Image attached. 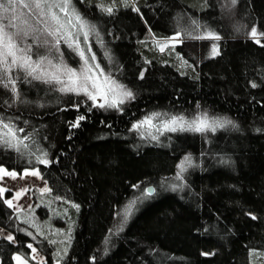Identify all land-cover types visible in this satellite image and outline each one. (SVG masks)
Returning a JSON list of instances; mask_svg holds the SVG:
<instances>
[{
	"label": "trees",
	"instance_id": "1",
	"mask_svg": "<svg viewBox=\"0 0 264 264\" xmlns=\"http://www.w3.org/2000/svg\"><path fill=\"white\" fill-rule=\"evenodd\" d=\"M71 4L93 30L102 67L132 98L100 107L19 68L4 77L5 83L15 79L16 94L0 84V118L28 137L23 155L0 144V166L39 168L48 195L80 206L77 231L60 264H264V0ZM253 27L256 36L250 35ZM206 32L220 39L193 38ZM177 33L181 40L172 53L156 46L157 39ZM31 55L79 62L65 42L51 50L33 44ZM154 114L188 120L203 114L232 123L214 132L165 131L153 139L133 126ZM185 157L191 162L177 178ZM149 186L155 192L143 195ZM40 200L34 195L36 205ZM132 200L136 204L123 220ZM5 201L0 192V227L15 240L0 238V264H15L17 253L34 263L30 243L44 264H54L53 242L27 233Z\"/></svg>",
	"mask_w": 264,
	"mask_h": 264
},
{
	"label": "snow or ice",
	"instance_id": "2",
	"mask_svg": "<svg viewBox=\"0 0 264 264\" xmlns=\"http://www.w3.org/2000/svg\"><path fill=\"white\" fill-rule=\"evenodd\" d=\"M237 0H231V3L235 5ZM17 7H22L28 9L31 13V19L35 21V25L29 23L28 18H22L21 15L17 14ZM71 8V0H0V84H3L5 88H9L11 85V91L16 94L15 88V79L8 77L7 83L4 82V77L8 76L12 67H17L23 70L26 73V77L30 76L33 79H44L46 83H51L55 81L56 83L64 84L61 91H70V92H83L93 101L96 100V94L89 90V83L91 82L92 89H96L97 94H99L100 89L97 85L96 78L92 72V65L89 63V57L86 56V50L80 47L79 37L74 35L70 29L66 33H62L61 30L67 26H72L83 30L86 27V22H84L75 9L72 8L71 13L69 9ZM104 11L111 14L112 8H105ZM12 13L11 15H6ZM60 13H63L65 20L62 21ZM74 18V20H73ZM51 23L54 27L49 28L48 25ZM195 24L196 22L193 21ZM39 25H44V27H39ZM257 30L255 27L251 29L250 35L256 36ZM177 33V37H179ZM71 37V42L68 41V37ZM84 40L87 41V32H83ZM32 37L33 43L26 44V40ZM51 37L52 39H48ZM194 39H212L219 40V35L213 32H206L203 35H195ZM175 39V38H174ZM64 40L68 44V47L73 48V50L78 52V55L84 61L86 70L82 73H78L76 69L67 67L63 60L60 59L58 63H53L52 59H49L48 56H38L36 59H33L31 55L33 44L37 47H46L49 50L58 49V45L61 41ZM259 42V41H257ZM163 50V47H161ZM90 51V48L87 49ZM212 54H218V47L216 44L212 45ZM91 60H95V55L90 57ZM45 62L48 67L54 69V71H49L45 67ZM99 65L96 64L95 68L99 69ZM103 76V70H100L99 73ZM143 75V74H141ZM61 76H66L67 81L61 79ZM109 77L104 78L105 84L109 83ZM114 87L109 90L115 91L116 88L121 89L122 95L126 98H132L133 94L131 91L124 89L123 85H116L114 81L111 82ZM253 87H256L253 84ZM107 98L105 93V99ZM123 103V100L119 101ZM116 102L109 106H115ZM104 107V104L99 105ZM160 114H154L158 117ZM154 117H145L144 121L140 124L134 125V128H139L142 125H152V120ZM84 117H79V120H83ZM232 122L220 120H209L206 117H197L192 121H185L183 117H170L168 120L162 123V127L168 131H194V132H205V131H216L218 127H224L225 124H231ZM74 126H78L74 125ZM0 144L7 146L9 148L15 149L17 152L24 154L21 149L28 148V145L23 141L27 140L28 137L23 138L17 135V132H23V129H14L12 123L9 121L4 122L3 118H0ZM156 139L155 136L152 137ZM46 155V154H45ZM38 162L41 164H47L49 161L46 158H38ZM191 158L185 157L184 160L178 165L180 172H183L186 164H190ZM0 173L6 176H10L15 179L18 175L23 176L32 175L39 176L37 170H24L22 174H18L14 171L9 172L4 168L0 167ZM180 173L177 174L179 178ZM138 187V186H134ZM4 189H0V192H3ZM23 191L16 194L17 197L22 194ZM41 191H48V189H42ZM155 192V189H145L143 195L151 196ZM5 203L12 206L11 200H6ZM136 204V200H132L125 206V209L122 213V219L126 220L127 217L131 214L132 209ZM118 215H121L118 213ZM255 218V217H253ZM9 241H12L14 237L8 235L6 237ZM29 248H32L31 245H28ZM32 251L35 253L36 249L32 248ZM17 264H25V261L21 257H15Z\"/></svg>",
	"mask_w": 264,
	"mask_h": 264
},
{
	"label": "rangeland",
	"instance_id": "3",
	"mask_svg": "<svg viewBox=\"0 0 264 264\" xmlns=\"http://www.w3.org/2000/svg\"><path fill=\"white\" fill-rule=\"evenodd\" d=\"M72 8H74L71 4V8L69 9V13H71ZM75 9V8H74ZM76 11V9H75ZM76 13H78L76 11ZM12 13H8L6 15H11ZM17 14L21 15L22 18H28L29 23L35 25V21L31 19V13H29L28 9H24L22 7H17ZM79 14V13H78ZM62 21L66 18L64 17L63 13H60ZM81 17V15L79 14ZM81 19L86 22L82 17ZM74 20V18H73ZM39 27H44V25H39ZM49 28L54 27L51 23L48 25ZM76 36L79 37L80 40V47L86 50V56L89 57V63L92 65V72L96 78L97 85L100 89L99 94H97L96 89H92L91 82L89 83V90L92 91L94 94H96V100L93 101L90 99L87 95H85L83 92H71L75 94L85 95L88 97L95 105H101L104 104V107H119L123 103H125L129 98H126L122 95V91L119 88H116L115 91L109 90L110 88L114 87L112 85V81L115 82L116 85H123L120 82H118L112 75H110L108 72L104 70L101 63L99 62L98 55L93 47V40H92V32L93 30L90 28V26L86 22V27L83 30H80L78 26L72 27L67 26L65 29H62V33H66L67 30H69ZM83 32H87V41L84 40ZM177 36L165 38V39H157L155 44L158 48L161 49L163 47L164 51H167L168 53H172L174 46L180 42L181 38ZM175 38V39H174ZM68 41L71 42V37H68ZM61 42H64L62 40ZM66 43V42H65ZM67 44V43H66ZM90 48V51H87V49ZM77 55L78 52L76 51ZM178 53V52H177ZM180 54V53H178ZM92 55H95V60H91L90 57ZM181 55V54H180ZM176 58L180 61V63L185 64V61L179 57L178 55H175ZM79 62L76 66H72L69 64H65L67 67L76 69L78 73H82L86 70V66L84 65V61L81 59V57L78 55ZM59 61H53V63H58ZM98 64L100 67L99 69L95 68V65ZM45 67L48 68V70L54 71V69H51L48 67L47 63L45 62ZM17 67H12L11 69H15ZM100 70H103V76H101ZM109 77V83L105 84L104 78ZM61 79L67 81L66 76H61ZM44 80V79H40ZM59 85V88L61 89L64 87V84L57 83ZM124 86V85H123ZM124 89L128 90L125 86ZM129 91V90H128ZM70 92V91H65ZM105 93L107 98L105 99ZM123 100V103H120L119 101ZM113 101L116 102L115 106H109L113 103ZM147 117H154L152 120V125H142L138 129L142 132V135H151V136H157L160 133H163L165 130L162 127V123L168 119L162 118L160 116L156 117L154 115H150ZM198 117H206L209 122L212 120H218V119H212L211 117L207 115H199ZM145 118L140 120L136 123L140 124V122L144 121ZM196 119V118H195ZM185 121H192L188 119H184ZM194 120V119H193ZM4 168L5 170L12 172L14 170H8L4 166H0ZM29 171L33 169H27ZM34 170H37L39 172V176H32L27 175L23 176L21 178V175H18L15 179H13L10 176L3 175L0 173V189H4L2 195L4 196L5 200H11L12 206L15 211L18 212V218L21 222L25 223L26 225V232L29 233L31 236H46L48 237L53 244L55 245V256L57 261L54 264H60L61 259L67 254L70 244L73 241V238L75 236V233L77 231V226L79 225V211L80 206L74 201L63 199L62 197L54 196V195H48L51 191L47 181L43 178L42 173L39 168H34ZM16 172V171H14ZM24 172V171H23ZM23 172H16L18 174H22ZM180 175L182 172H180ZM48 189V191H41L42 189ZM23 191L19 197L16 196L18 192ZM153 189H155L153 187ZM34 195L40 196V203L37 205L34 201ZM42 206H46L48 211H39V209ZM8 235H13L12 232L8 231L7 229H4L0 227V238L1 237H7ZM15 240V237L12 241ZM32 248L36 249V252L34 253L32 251V257L34 259V263L28 261L25 259L21 254L17 253L14 255L15 264H17V261L15 257L19 256L23 261H25V264H44L46 262L45 256L39 251V249L33 244L30 243ZM263 255V254H262ZM261 255V256H262ZM264 257V256H262Z\"/></svg>",
	"mask_w": 264,
	"mask_h": 264
},
{
	"label": "water",
	"instance_id": "4",
	"mask_svg": "<svg viewBox=\"0 0 264 264\" xmlns=\"http://www.w3.org/2000/svg\"><path fill=\"white\" fill-rule=\"evenodd\" d=\"M148 189H153V186H149Z\"/></svg>",
	"mask_w": 264,
	"mask_h": 264
}]
</instances>
